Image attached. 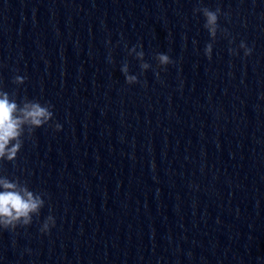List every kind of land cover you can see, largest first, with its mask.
Instances as JSON below:
<instances>
[{
    "label": "clouds",
    "instance_id": "clouds-1",
    "mask_svg": "<svg viewBox=\"0 0 264 264\" xmlns=\"http://www.w3.org/2000/svg\"><path fill=\"white\" fill-rule=\"evenodd\" d=\"M194 13H202L205 18L204 28L208 31L209 36L214 41L219 30L220 8L214 11L207 7H197ZM225 34L226 33V30ZM229 43H232L230 40ZM137 47L141 50L137 51ZM239 49H243L244 56H250L253 49L246 42L241 41ZM213 44L208 43L204 48V54L211 59ZM231 54H238L236 49L230 48ZM135 54V58L140 61L142 70H148L151 65L144 61L145 53L142 45L133 46L129 49V55ZM155 59L158 66L162 70H166V66L174 63L171 57L166 53H156ZM121 72L125 76L127 84L132 85L138 83L136 75L129 74V66L127 63L121 67ZM26 77L15 76L14 83L23 84ZM51 104H41L36 100L24 99L22 103H17L15 99H10L6 91L0 90V162H13L16 160L18 153L23 147L22 137L25 131L31 135L35 129L48 125L53 120V111ZM54 128L60 131L62 126L55 123ZM0 229L15 230L19 227H27L32 224L33 217H39L41 209L45 205L43 193H36L29 189L27 183L21 184L20 181H10L7 177H0ZM56 220L53 215H48L43 221L40 231L49 233L52 227H55Z\"/></svg>",
    "mask_w": 264,
    "mask_h": 264
}]
</instances>
